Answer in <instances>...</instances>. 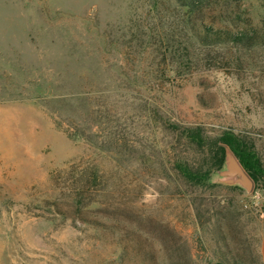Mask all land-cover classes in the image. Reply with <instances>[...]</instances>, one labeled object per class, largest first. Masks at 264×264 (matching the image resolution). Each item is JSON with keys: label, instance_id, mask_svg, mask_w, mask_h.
I'll list each match as a JSON object with an SVG mask.
<instances>
[{"label": "rangeland", "instance_id": "1", "mask_svg": "<svg viewBox=\"0 0 264 264\" xmlns=\"http://www.w3.org/2000/svg\"><path fill=\"white\" fill-rule=\"evenodd\" d=\"M198 23L176 0H0V264H262L249 194L178 166L242 137L264 207V46H203Z\"/></svg>", "mask_w": 264, "mask_h": 264}, {"label": "trees", "instance_id": "2", "mask_svg": "<svg viewBox=\"0 0 264 264\" xmlns=\"http://www.w3.org/2000/svg\"><path fill=\"white\" fill-rule=\"evenodd\" d=\"M176 1L180 6L185 7L190 14H194L199 19V23L196 25L195 37L201 45L215 46L231 43L243 49L264 46V19L254 21L251 15L245 16L246 12H241L240 10L241 3L244 0ZM209 13L221 15L222 21L229 22L231 27L204 25L207 22L208 17L206 16ZM183 137L187 147L193 144H202L203 141L207 140L203 138L199 128H185ZM213 144L215 149L210 154L209 166L205 167L201 164L197 168H190L186 161H182L183 163L178 166L180 175L187 182L204 186L210 170L221 166L224 149L228 148L250 179L256 184L262 175L261 164L252 147L245 139L233 133L225 132L216 138ZM91 202V199L84 201L81 204L82 208H85ZM181 254L183 258L186 256L185 252Z\"/></svg>", "mask_w": 264, "mask_h": 264}, {"label": "water", "instance_id": "3", "mask_svg": "<svg viewBox=\"0 0 264 264\" xmlns=\"http://www.w3.org/2000/svg\"><path fill=\"white\" fill-rule=\"evenodd\" d=\"M207 183L209 185L236 187L246 194H250L253 190V181L228 148L224 149L221 166L213 171Z\"/></svg>", "mask_w": 264, "mask_h": 264}, {"label": "built area", "instance_id": "4", "mask_svg": "<svg viewBox=\"0 0 264 264\" xmlns=\"http://www.w3.org/2000/svg\"><path fill=\"white\" fill-rule=\"evenodd\" d=\"M259 199H260V197L256 193L249 194L247 196L248 201L243 202V208H245V209H247V208L257 209V212L259 213V215L261 217H264V207H261L259 205Z\"/></svg>", "mask_w": 264, "mask_h": 264}, {"label": "crops", "instance_id": "5", "mask_svg": "<svg viewBox=\"0 0 264 264\" xmlns=\"http://www.w3.org/2000/svg\"><path fill=\"white\" fill-rule=\"evenodd\" d=\"M259 254H260L261 262L262 264H264V232H262L260 235Z\"/></svg>", "mask_w": 264, "mask_h": 264}]
</instances>
